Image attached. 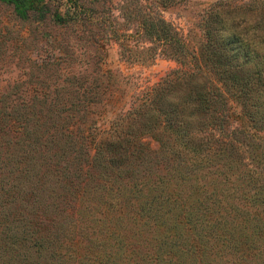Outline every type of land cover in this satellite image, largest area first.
<instances>
[{
  "label": "trees",
  "instance_id": "obj_1",
  "mask_svg": "<svg viewBox=\"0 0 264 264\" xmlns=\"http://www.w3.org/2000/svg\"><path fill=\"white\" fill-rule=\"evenodd\" d=\"M7 1L53 30L22 94L0 99V256L264 264V0L212 2L196 48L162 14L183 0H119L118 14L113 0ZM125 40L122 58L177 66L127 91L103 66Z\"/></svg>",
  "mask_w": 264,
  "mask_h": 264
},
{
  "label": "rangeland",
  "instance_id": "obj_2",
  "mask_svg": "<svg viewBox=\"0 0 264 264\" xmlns=\"http://www.w3.org/2000/svg\"><path fill=\"white\" fill-rule=\"evenodd\" d=\"M214 1L183 0L165 6L162 9V14L172 24L176 32L187 39L190 48H196L204 38L200 26L201 14ZM118 4H120L119 0L109 2V5H113L115 14L119 13V9L114 7ZM127 26L128 31L133 29L132 25ZM42 30L52 32L53 26L48 24L43 28H38L35 23L23 19L17 13L12 2L0 0V99H5L8 96H20L22 88L25 87L26 80L29 78V71L33 69L35 71L36 62L40 58L50 57L51 49L47 44L46 33L44 36ZM146 43L149 44L148 41ZM124 44L129 46L131 41H121L120 44L113 41L107 45V57L103 66L110 67L115 75L123 80V83H120L127 91L145 88L159 80L170 68L177 66L176 60L172 56L162 53V51L144 63H132L120 56V49ZM128 77L132 78L134 82H126ZM231 104L236 117H241L239 103L233 99ZM82 244L84 245V243ZM17 250L16 248L15 252ZM82 252H85L86 255L89 254L87 247L84 246H81V254L77 255L76 258L67 252H62L56 256L57 264L81 262L86 258ZM19 258L20 255L14 252L10 259L7 255H3L0 256V264H22Z\"/></svg>",
  "mask_w": 264,
  "mask_h": 264
}]
</instances>
